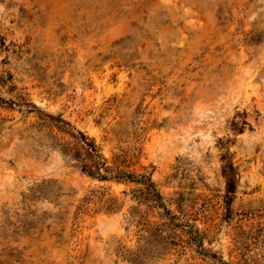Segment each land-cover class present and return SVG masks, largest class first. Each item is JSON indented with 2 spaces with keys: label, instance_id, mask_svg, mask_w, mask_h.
Wrapping results in <instances>:
<instances>
[{
  "label": "rangeland",
  "instance_id": "rangeland-1",
  "mask_svg": "<svg viewBox=\"0 0 264 264\" xmlns=\"http://www.w3.org/2000/svg\"><path fill=\"white\" fill-rule=\"evenodd\" d=\"M0 264H264V0H0Z\"/></svg>",
  "mask_w": 264,
  "mask_h": 264
},
{
  "label": "trees",
  "instance_id": "trees-1",
  "mask_svg": "<svg viewBox=\"0 0 264 264\" xmlns=\"http://www.w3.org/2000/svg\"><path fill=\"white\" fill-rule=\"evenodd\" d=\"M93 152H94V150H93ZM82 170L84 172H87V173L91 174V175L93 174V172L91 171V169L87 165H84L83 168H82ZM118 176H125V177H129V178L130 177H133L132 174H129L127 172H120V175H118ZM148 184H150V183H148ZM148 186H151V185H148Z\"/></svg>",
  "mask_w": 264,
  "mask_h": 264
}]
</instances>
